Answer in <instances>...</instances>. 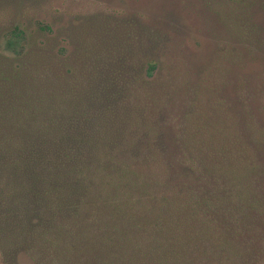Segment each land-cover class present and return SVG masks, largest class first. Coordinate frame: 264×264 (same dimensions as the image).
I'll list each match as a JSON object with an SVG mask.
<instances>
[{"label": "trees", "instance_id": "obj_1", "mask_svg": "<svg viewBox=\"0 0 264 264\" xmlns=\"http://www.w3.org/2000/svg\"><path fill=\"white\" fill-rule=\"evenodd\" d=\"M48 30L0 53V264H231L264 214L245 142L189 122L176 161L157 62H69Z\"/></svg>", "mask_w": 264, "mask_h": 264}, {"label": "rangeland", "instance_id": "obj_2", "mask_svg": "<svg viewBox=\"0 0 264 264\" xmlns=\"http://www.w3.org/2000/svg\"><path fill=\"white\" fill-rule=\"evenodd\" d=\"M15 26L26 35L48 28L69 62H157L171 85L160 90L158 122L172 157L189 156L181 145L189 122L228 128L255 159L264 206V0H0V53L25 45L7 35ZM248 232L233 239L231 264H264V214L250 215Z\"/></svg>", "mask_w": 264, "mask_h": 264}]
</instances>
